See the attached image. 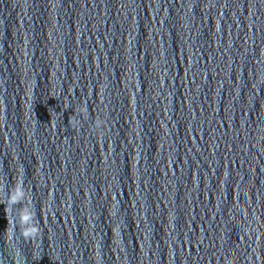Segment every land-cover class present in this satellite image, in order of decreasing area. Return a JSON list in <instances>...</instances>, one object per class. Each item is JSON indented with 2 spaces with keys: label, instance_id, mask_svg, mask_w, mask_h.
Here are the masks:
<instances>
[{
  "label": "water",
  "instance_id": "1",
  "mask_svg": "<svg viewBox=\"0 0 264 264\" xmlns=\"http://www.w3.org/2000/svg\"><path fill=\"white\" fill-rule=\"evenodd\" d=\"M0 264H264V0H0Z\"/></svg>",
  "mask_w": 264,
  "mask_h": 264
}]
</instances>
